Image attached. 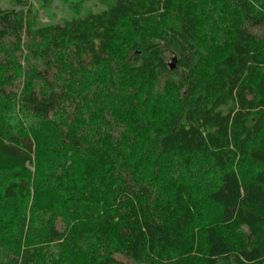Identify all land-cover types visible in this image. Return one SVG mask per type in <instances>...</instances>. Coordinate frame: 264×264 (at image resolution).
I'll use <instances>...</instances> for the list:
<instances>
[{
  "label": "trees",
  "instance_id": "obj_1",
  "mask_svg": "<svg viewBox=\"0 0 264 264\" xmlns=\"http://www.w3.org/2000/svg\"><path fill=\"white\" fill-rule=\"evenodd\" d=\"M13 3L20 8L0 7V96L52 129L13 133L0 109V167H24L49 139L67 160L91 150L109 162L125 199L98 222L47 225L41 237L74 252L97 236L103 252L91 264H128L116 255L138 264H264V0H112L44 23L28 0ZM217 8L236 20L222 45L201 37L202 19ZM123 38L127 53L118 55ZM156 95L164 102L151 110ZM172 154L185 166L208 162L207 184L184 174L157 189ZM142 168L150 182L137 175ZM13 174L6 200L30 194V177ZM41 203L50 208L52 198ZM16 255L0 239V264H20Z\"/></svg>",
  "mask_w": 264,
  "mask_h": 264
},
{
  "label": "rangeland",
  "instance_id": "obj_2",
  "mask_svg": "<svg viewBox=\"0 0 264 264\" xmlns=\"http://www.w3.org/2000/svg\"><path fill=\"white\" fill-rule=\"evenodd\" d=\"M28 1L31 2L38 19L44 23L63 20L73 14L80 16L87 10L98 12L107 5L105 2L112 0ZM0 7L20 8V6L13 3V0H0ZM226 7L233 14L231 4L227 3ZM232 14L229 16L220 8H217L212 12L211 16L213 17L210 21L203 18L202 40L206 42L213 41L214 45H216L215 42L222 45L224 40L228 41L231 28L236 22V20H233ZM122 32H124L125 37L128 35L129 38V33L126 30ZM127 40V38H123V41L120 42L118 55L127 53ZM20 62L25 66L23 60L20 59ZM26 80L25 73L22 71L17 82L18 86L14 91V94L17 95L15 99L20 96ZM98 82H102V80L98 79ZM86 85H89V83L84 84L83 92L86 91ZM152 97L154 99L152 98L151 101V110H155L164 102V96L158 98V95H156ZM0 109L4 122L9 127V131L13 133L28 135L36 131L39 134H49L52 129V126H46L51 124L50 120L38 123L24 109L19 107V103L14 105L13 102L6 103V98L1 96ZM84 115H87V113H84ZM104 133L106 132L101 133V139ZM94 139L99 140L98 137ZM99 146L97 145V147ZM200 160L196 159L190 165L185 166L182 164L184 162L174 154L167 156L165 164L170 170L168 172L169 179L167 184L166 180L158 179L159 183L156 184L157 186L155 185L156 188L165 191L166 185L172 184L175 182L176 177H181L184 174L195 179L200 186L207 184L211 165L205 160H201V162ZM101 161L102 163H100ZM241 162L250 169L259 166V163L252 160H242ZM15 170L20 175L30 177L32 183L30 194L21 199L6 200L2 198V190L10 181L18 180L16 179L18 177L13 174ZM110 171V163L104 159L99 160L91 150H86L85 155L83 153L82 155L74 154L67 160L49 139L44 144L36 146L31 160L26 162L24 167L20 166L17 169L8 170L0 167V239L6 246L14 248L20 264L26 262L27 264H73L72 262L75 260L81 264H91L95 256L103 252V246L97 236H87L77 244L74 252H71L70 245L62 239L57 240L52 236L49 239L43 234L41 237L40 232H43L48 226L63 231L66 228L73 227L78 221L98 222L104 216L105 211L123 208L125 206L124 195L116 187L117 181ZM140 171L141 173L137 172L138 176L147 174L144 177L146 180L151 177V174L145 168ZM67 174L70 176H66V179L71 178L74 182H77L75 188L69 185V189L64 185L63 179L65 177L63 175ZM153 178L156 177L153 176ZM50 198H52L53 204L50 208H47L48 206L43 205L41 202H45V200L49 202ZM21 229H23L22 234H19ZM36 234H39L37 240L35 239L37 238ZM116 257L123 259L128 264H138L122 258L120 255H116Z\"/></svg>",
  "mask_w": 264,
  "mask_h": 264
},
{
  "label": "water",
  "instance_id": "obj_3",
  "mask_svg": "<svg viewBox=\"0 0 264 264\" xmlns=\"http://www.w3.org/2000/svg\"><path fill=\"white\" fill-rule=\"evenodd\" d=\"M174 63H175V57L170 58V60L168 62L170 68H173L174 67Z\"/></svg>",
  "mask_w": 264,
  "mask_h": 264
}]
</instances>
